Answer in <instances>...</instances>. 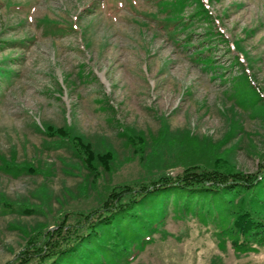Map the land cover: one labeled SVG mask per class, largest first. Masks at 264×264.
Masks as SVG:
<instances>
[{"label": "rangeland", "instance_id": "374dc122", "mask_svg": "<svg viewBox=\"0 0 264 264\" xmlns=\"http://www.w3.org/2000/svg\"><path fill=\"white\" fill-rule=\"evenodd\" d=\"M263 164L264 0H0V264L117 187ZM253 192L151 198L57 264H264Z\"/></svg>", "mask_w": 264, "mask_h": 264}, {"label": "trees", "instance_id": "16d2710c", "mask_svg": "<svg viewBox=\"0 0 264 264\" xmlns=\"http://www.w3.org/2000/svg\"><path fill=\"white\" fill-rule=\"evenodd\" d=\"M67 137L74 142V147L83 159L87 167H94V153L91 147L83 144L79 136L72 134L71 130H61L54 133L56 136ZM112 158L108 153L102 159L108 165ZM19 170L25 169L23 165H10ZM260 185H264V164L260 166L257 174H244L221 169H202L191 166L184 170L182 174L175 177L163 176L157 180L140 185H123L115 188L102 204L94 212L81 216V220L76 225L63 222L57 228L48 232H39L31 236L25 248L19 253L16 260L9 264H57L61 259L78 254L80 244L88 242V236L99 239L100 234L97 229L98 223L114 228L115 222L122 219L133 220L140 216L144 202L158 196H166L172 193L184 195L185 201L190 198L201 196H228L240 194L243 191H250ZM253 197L262 204V208L248 207L243 214L242 224L244 230L258 234L264 239V200L253 192ZM260 209V210H258ZM87 232L80 234L82 229ZM117 235H119L117 233ZM114 237L118 240L117 246L127 239Z\"/></svg>", "mask_w": 264, "mask_h": 264}]
</instances>
